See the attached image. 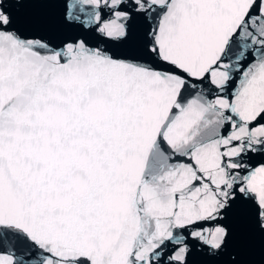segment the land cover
<instances>
[{
    "label": "snow or ice",
    "instance_id": "1",
    "mask_svg": "<svg viewBox=\"0 0 264 264\" xmlns=\"http://www.w3.org/2000/svg\"><path fill=\"white\" fill-rule=\"evenodd\" d=\"M0 264H264V0H0Z\"/></svg>",
    "mask_w": 264,
    "mask_h": 264
}]
</instances>
